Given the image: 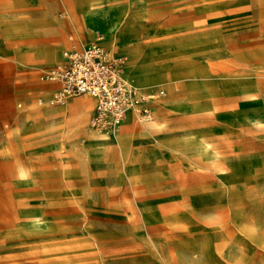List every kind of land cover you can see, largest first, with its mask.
Listing matches in <instances>:
<instances>
[{
    "label": "rangeland",
    "instance_id": "374dc122",
    "mask_svg": "<svg viewBox=\"0 0 264 264\" xmlns=\"http://www.w3.org/2000/svg\"><path fill=\"white\" fill-rule=\"evenodd\" d=\"M93 42L131 128L53 102ZM0 264H264V0H0Z\"/></svg>",
    "mask_w": 264,
    "mask_h": 264
},
{
    "label": "built area",
    "instance_id": "2783aa9c",
    "mask_svg": "<svg viewBox=\"0 0 264 264\" xmlns=\"http://www.w3.org/2000/svg\"><path fill=\"white\" fill-rule=\"evenodd\" d=\"M66 61L48 72L47 79L58 81L60 89L53 102L63 105L73 97L87 96L94 100L91 127L101 133L113 132L127 111L147 95L136 97L135 91L120 76L122 61L110 59L106 49L93 42L80 51L64 54ZM147 109L141 114L147 115Z\"/></svg>",
    "mask_w": 264,
    "mask_h": 264
},
{
    "label": "bare ground",
    "instance_id": "6f19581e",
    "mask_svg": "<svg viewBox=\"0 0 264 264\" xmlns=\"http://www.w3.org/2000/svg\"><path fill=\"white\" fill-rule=\"evenodd\" d=\"M115 42H117V40H114ZM117 44V43H116ZM114 46V45H113ZM120 76H121V73H120ZM122 77V76H121ZM124 80V79H123ZM126 83V81H124ZM91 104V101L87 100V98H83V99H80L76 102L73 103V107H78L79 109H83V110H86V111H89V106ZM81 111V110H80ZM130 111V110H129ZM84 112V111H83ZM128 112V111H127ZM51 115H56V111H51L50 112ZM127 114V113H126ZM125 114V116H126ZM125 119V122L123 123V129L126 128V127H129L130 126V115L129 113L127 114L126 118L124 117ZM91 137H95L94 135H91ZM106 134L105 135H101V136H98V140L99 141H102V147H99L100 150H104V149H107V142H106ZM111 148V147H110ZM109 148V149H110ZM112 149V148H111ZM18 154V153H17ZM105 155V154H104ZM16 156V155H15ZM20 165V164H19ZM18 166V165H17ZM17 169V168H16ZM19 170V169H18ZM19 172V171H18ZM21 173V172H19ZM24 177V176H23ZM22 177V178H23ZM26 178V177H25ZM7 202V201H6ZM6 206V205H5ZM23 218V217H22ZM37 217H34V219H36ZM25 220V219H24Z\"/></svg>",
    "mask_w": 264,
    "mask_h": 264
},
{
    "label": "crops",
    "instance_id": "0c3cea01",
    "mask_svg": "<svg viewBox=\"0 0 264 264\" xmlns=\"http://www.w3.org/2000/svg\"><path fill=\"white\" fill-rule=\"evenodd\" d=\"M87 39L90 40V36H89V35H87ZM87 46H89V45H87ZM87 46H86V47H87ZM86 47H85V48H86ZM119 58H121V57H115L113 60H115V59H119ZM52 60L55 61V62H60V63H62V64L66 61V59H64V60L62 59V60L60 61V59H58L57 57H54ZM124 68H127V66H126V65H123L122 69H124ZM146 78H147L146 73H144V76L142 75V76H140L139 79H137V84L143 85V84L146 83V81H147ZM122 79H123V78H122ZM57 83L59 84V87L57 88L56 92L60 89V83H59V82H57ZM52 87H53V86H50L49 88H52ZM56 92H55V93H56ZM78 97H79V96H78ZM86 97H87V96H86ZM88 98H90V97H88ZM90 99H92V98H90ZM79 100H80V99H79ZM92 100H93V99H92ZM76 101H78V100H72V101H70V102H69V105H71V106L73 107V103L76 102ZM145 106H146V108H147L148 110H151V104L146 103ZM92 109H94V100H93ZM143 109H144V108L140 109L139 111H136V110H134V109H131L130 111H128V113H129V115H130V126L124 128V129L131 128V126H132V123H131L132 116L134 115V113L138 114V116H142V114H141V110H143ZM55 111H56V113L60 112V110H55ZM85 111H86V110H85ZM89 111H90V109H89ZM89 111H87V112H89ZM50 112H51V111H50ZM50 112H49V113H50ZM229 118L232 119V118H233V115H231ZM232 121H233V120H232Z\"/></svg>",
    "mask_w": 264,
    "mask_h": 264
}]
</instances>
